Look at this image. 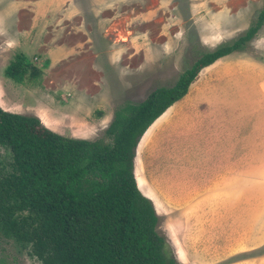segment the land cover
Wrapping results in <instances>:
<instances>
[{
	"label": "rangeland",
	"instance_id": "374dc122",
	"mask_svg": "<svg viewBox=\"0 0 264 264\" xmlns=\"http://www.w3.org/2000/svg\"><path fill=\"white\" fill-rule=\"evenodd\" d=\"M136 1V6L134 0L117 1L106 11L112 22L116 21L109 27L112 44L113 40L137 37L138 41L141 37V49L134 51L131 45L118 44L95 49L99 54L95 72L81 74L82 80L76 79L80 66H74V80L69 78L70 66H66L58 68L56 74L47 68L38 80L26 77L17 83L6 77V67L17 54H23L36 67H46L42 52L15 49L0 41L1 104L19 114L35 116L46 128L64 135L85 140L104 138L121 104L139 103L152 91L173 86L204 53L243 36L264 10V0ZM215 34L222 39L211 44ZM62 71L66 73L59 74ZM226 99L229 102L224 105ZM222 105L229 109L225 121L238 118L241 123L245 117L247 122L249 112V116L256 114V123H264V26L244 51L235 52L199 75L187 96L172 106V117L162 124L178 134L168 129L151 141V127L136 149L137 184L154 205L157 231L165 239L167 254L179 264H264V144L260 131H255L254 145L249 148L252 155L247 156L243 145L239 147L238 179L222 180L228 187H238V194L219 193V189L186 194L188 169L193 175L187 180L191 190L194 183L209 188L219 185L215 151H207L206 170L202 168L199 173L203 148L193 142L194 138L189 143L188 138L202 129L198 122L191 123V116L205 115ZM183 116L188 117L183 124L187 129L175 120ZM206 126L212 132L208 135L213 136L214 125ZM2 152L0 168L8 167L9 155ZM191 161L195 164L187 168ZM160 165L169 167L168 176L161 181L163 191L157 185ZM0 264L40 262L0 236Z\"/></svg>",
	"mask_w": 264,
	"mask_h": 264
},
{
	"label": "trees",
	"instance_id": "16d2710c",
	"mask_svg": "<svg viewBox=\"0 0 264 264\" xmlns=\"http://www.w3.org/2000/svg\"><path fill=\"white\" fill-rule=\"evenodd\" d=\"M263 26L264 10L243 36L204 53L173 86L121 104L101 139L65 137L35 116L0 106V154L9 155L8 167L0 168V236L40 264H179L137 184L136 149L205 68L244 51ZM5 75L23 83L38 80L42 70L17 54Z\"/></svg>",
	"mask_w": 264,
	"mask_h": 264
},
{
	"label": "crops",
	"instance_id": "0c3cea01",
	"mask_svg": "<svg viewBox=\"0 0 264 264\" xmlns=\"http://www.w3.org/2000/svg\"><path fill=\"white\" fill-rule=\"evenodd\" d=\"M117 1L121 2V0H0V41L4 40V42L9 44L7 46L15 49L36 48L40 50L42 52L43 63L46 64V67L40 68L44 74L47 73V68H50V71H54L55 73L61 67L70 66L72 72L69 73V78L71 77L74 80V66H80L81 73H77L76 76L78 77L76 79L82 80L83 76H80L81 74L85 75L87 72H95L94 66L97 64L96 60L99 56V54H96L95 49L105 48L108 45L115 46L117 44L122 47L131 45V49H134V51L141 49V43L138 42L141 40V37H139L138 41L137 37L136 39L133 37H129L128 39L123 38L122 40H118L119 42L117 40L114 42L113 40L112 44L109 27L116 21L112 22L114 19L107 14L108 11L106 9L112 7V5L115 6ZM134 2L136 6L137 1L134 0ZM124 6L127 7L126 5ZM103 9H105V12ZM120 19L124 20L125 16H121ZM219 39H222V35L215 34L211 44L218 43ZM233 55L234 53L220 60L228 59ZM42 57H39V59ZM35 59L37 58L35 57ZM107 62L108 64L111 63L109 57H107ZM217 62L205 68L200 75L212 69ZM62 73L66 72L62 71L59 74L62 75ZM215 94L218 95L216 92ZM223 96L220 97L221 100H223ZM228 102V99L225 102L222 101L224 105L228 104ZM0 106L6 111L18 113L10 110L8 107H4L1 104V99ZM171 109L172 107L151 126V141H155V137L156 139L160 138L159 136L162 132L170 129L166 128L162 124V121L166 122L172 117L173 113H170ZM211 109L205 115L200 114L198 117H190L191 123L195 125L198 122L199 127L202 129L198 128L195 131L196 135L189 136L188 140L190 143L191 139L194 138L193 142L203 148L202 153L204 158L200 161L198 160L197 172L199 171V173H202V168L206 170L207 151L211 149V152L215 151L216 160L219 163L217 169L220 175L216 178L219 185L218 187L209 188L206 185L201 187L199 183H194V189L191 190L192 184L187 180L193 177V175H190L191 171L188 169L189 176H186L185 180L186 194L206 193L208 190L213 189H219V193L238 194V187H228L224 185L222 180L230 179L233 181V178L238 179L239 147L243 145L247 156L249 154L252 155L249 148L254 145L255 131H260L261 141L264 144V123H256L254 121L256 114L251 113V116H249V112H247V122L244 120L245 117L242 119L244 122L241 123L238 118L232 122L228 119L225 121L224 115L229 110L228 108H223L222 105L214 106ZM185 116L182 118L178 117L175 120L180 121L179 125L187 129L188 126L184 125L188 117L185 118ZM221 120L222 124H220ZM208 123L215 127L213 136L208 135L212 133L210 130H207L206 125ZM52 131L65 137L74 138L54 129ZM176 131V129H170L171 133H175ZM175 134H178V132ZM193 164L195 162L191 161L187 163L186 167L192 168ZM158 169L161 172V176H159L157 185L163 191L161 181L163 177L168 176L169 167H161L160 165ZM246 169V173H248L249 167L247 166ZM246 177L249 178V174H246Z\"/></svg>",
	"mask_w": 264,
	"mask_h": 264
},
{
	"label": "flooded vegetation",
	"instance_id": "af4514ba",
	"mask_svg": "<svg viewBox=\"0 0 264 264\" xmlns=\"http://www.w3.org/2000/svg\"><path fill=\"white\" fill-rule=\"evenodd\" d=\"M7 240V239H6Z\"/></svg>",
	"mask_w": 264,
	"mask_h": 264
}]
</instances>
